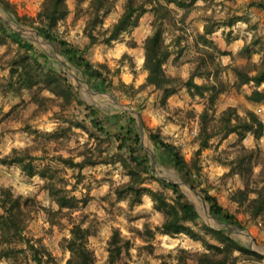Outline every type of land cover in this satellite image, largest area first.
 <instances>
[{
    "label": "rangeland",
    "instance_id": "374dc122",
    "mask_svg": "<svg viewBox=\"0 0 264 264\" xmlns=\"http://www.w3.org/2000/svg\"><path fill=\"white\" fill-rule=\"evenodd\" d=\"M8 1L12 3L19 16L29 18L38 16L44 2V0ZM161 1L166 3L165 0ZM182 1H185L188 7H181L176 3L170 4L174 12V21L167 25L166 38L170 42V38L176 35L180 37L185 35L182 45L183 57L180 61L172 58L167 64V71L187 79L192 67L196 65L194 61L206 51L212 53L215 57V65L220 67V75L227 84V90L216 102L217 115L229 107H235L242 117H245L246 112L250 110L256 112L264 121V102L255 103L248 98L256 89L255 84L237 87V77L233 70L234 67L239 66L254 75L255 72H252L254 66L264 63V9L260 6L262 0ZM88 3L85 1L82 7L86 9ZM69 5L71 13L59 24L58 33L69 42L84 43L88 41L84 34L87 17L84 13L77 16V0H69ZM123 9L124 0H120L115 10L105 20L104 26L111 27L118 20ZM0 17L47 56L48 59L44 57L43 62L52 63L65 73L73 91L77 93L78 100L81 101V103L74 101L67 104L64 97L46 91L44 95L55 98L58 103L50 105L46 111L36 113L37 105L31 103L33 96L31 92H25L23 96L11 94L4 97L0 94V157L11 153L15 148L19 150L34 148V155L38 157L36 165L42 168L50 164L59 169L58 175L64 178L68 189H74L71 195L88 199L87 205L75 215L77 220L82 214L88 215L86 223L96 228L90 238V246L96 254L97 264H108V243L116 229L120 230L123 237L132 240L130 257L127 256L130 264H162L165 261L176 264L175 258L180 255V249L200 252L207 250L202 241L193 240L185 234L164 238L162 236L165 235L157 234L152 241L155 245L154 254L146 251L140 253L139 247L143 246L144 242L135 231L146 228L156 230L163 222V215L154 209L150 195H145L143 204L135 208H131L127 200H117L115 189L129 179L127 169L120 162H115L120 159L122 151L118 149L119 142L115 138L111 141L99 142L96 136H91V133L95 132L90 122L93 117L101 120L112 135L124 131L130 119H135L142 136L143 149L140 153L147 157L153 175L180 186L186 200L199 211L200 225L207 224L224 230L245 247L264 255V220H259V223L252 221L242 210L237 209L235 203L231 202L233 192L243 184L240 176L228 175L230 168L222 164L235 157L232 146L238 141V136L236 134L228 138H224V135L218 136L211 141L209 148L201 150L198 138L200 133L198 116L207 106V99L194 98L186 88L181 87L178 94L170 98L169 104L163 106L162 94L159 91L150 92L147 89H140L146 83L148 76L144 69L143 43L154 30L152 22L155 17L152 12L141 19L139 26L143 23L146 30L136 28L131 33L125 34L121 41L110 46L98 43L87 53L94 64L108 66V74L113 86L106 87L108 88L106 91L95 89L82 70L68 60L58 46L45 40L33 27L17 20V17L6 11L1 3ZM174 22L176 25L173 24ZM207 23L213 25L215 29L214 34L208 38L209 44L203 43L200 38ZM175 26L181 29H176ZM149 31L150 34L147 36ZM135 39L139 40L138 45L132 47L131 44L136 41ZM124 42H127L129 48H138L137 51L121 50L110 53L111 48ZM0 46V56L15 47L11 41ZM101 56L106 58V62L101 61ZM142 57L143 62H141ZM185 64L187 65L182 67ZM215 70L216 68H213L214 72ZM1 73L5 76L4 71ZM211 77L213 78V75ZM196 81L203 83L206 79L197 78ZM122 83L133 88H124ZM260 90H264V84ZM87 106H92L98 113L90 117ZM13 110L18 111L19 115L10 117L9 120L4 118L5 114ZM190 112L198 116L193 117ZM117 115L120 117L113 119ZM75 121L84 122L86 129L72 127L70 123ZM70 127L72 128L69 132L64 130ZM158 130L182 148L189 162L198 163L202 169L201 187L217 196L227 210L238 217L240 225L230 224L213 216L199 188H193L184 181L181 174L166 162L164 150L158 149L151 140L150 131ZM244 143L250 148L260 145L264 151V139L257 142L253 135H249ZM86 146L88 148L100 146L104 153L99 156L100 164L83 170V183L76 187L75 177L79 169L66 167L54 158L62 155L66 158L73 157L76 162H80L83 160L81 154L88 149ZM126 151L124 150V154ZM260 170L261 167H257L256 174H259ZM45 183L46 181L40 177L29 178L19 166L0 165V187H10L16 194H23L25 197H37L43 206L58 210L59 205L44 190ZM144 187L152 190L162 189L159 182L153 178H150ZM167 193L171 199L174 197L172 191ZM48 218L45 211L37 213L29 223L27 234L42 239L57 257L58 264H66L71 256L64 242V238L71 236L69 220L64 217L61 225L53 226ZM99 242L101 244L97 246L96 243ZM235 255L238 257L237 264H264V260L259 262L239 252ZM0 264H12V262L0 259Z\"/></svg>",
    "mask_w": 264,
    "mask_h": 264
},
{
    "label": "trees",
    "instance_id": "16d2710c",
    "mask_svg": "<svg viewBox=\"0 0 264 264\" xmlns=\"http://www.w3.org/2000/svg\"><path fill=\"white\" fill-rule=\"evenodd\" d=\"M85 1L89 2L86 9L82 7ZM119 1L77 0V16L84 13L87 17L84 34L88 41L84 43L69 42L58 33L59 24L71 13L69 0H44L36 18L19 16L8 0H0V3L6 11L14 14L17 20L33 27L45 40L58 46L61 53L80 68L94 88L100 91H106L108 89L106 87L113 86L108 74L109 68L105 64H94L87 53L98 43L110 46L121 41L125 34L139 27L141 19L147 13L152 12L155 17L152 22L154 30L143 43L144 69L148 76L146 83L140 89H147L150 92L159 91L162 94L163 106L169 104L170 98L178 94L181 87L186 88L194 98L207 99V106L199 116L189 113L193 117H199L198 138L201 150L209 148L211 141L218 136L224 135V138L232 134L238 136V141L232 146L235 157L222 163L230 168L228 175L240 176L243 184L233 192L231 202L235 203L237 209L242 210L252 221L259 223V220H264V151L260 145L250 148L244 143L249 135H253L257 142L264 139V121L256 112L250 110L246 112L245 117H242L235 107H229L217 115L216 102L227 90V84L220 75V67L215 65V57L212 53L206 51L194 61L196 65L192 67L187 79L167 71V64L174 55L177 61L183 57L184 46L182 45L185 39V35L183 37L176 35L170 42L167 41V25L174 21V12L170 4L176 3L181 7H188L187 4L182 0H165L166 3L161 0H124V9L118 20L111 27H105V20L115 10ZM260 6L264 9V0L261 1ZM185 19L186 16L183 20ZM173 24L176 25L175 22ZM175 28L181 29L177 26ZM214 32V26L207 23L204 32L200 35L203 43L209 44L208 38ZM9 41L14 43L15 47L0 56V73L8 71L7 75H0L2 77L0 78V94L4 97L11 94L23 96L25 92H31L33 94L31 103L37 105L36 113L46 111L50 105L58 103L55 98L44 95L46 91L58 97H64L67 104L74 101L81 103L65 73L52 63L43 62L42 59L47 56L0 17V44L5 45ZM137 45V41L131 44L132 47ZM213 68H216L215 72ZM233 70L237 77V87L255 84L256 89L248 97L249 100L255 103L264 102V90H260L264 84V63L254 66L252 70L255 72L254 75H251V71L239 66L234 67ZM197 78H205L206 81L198 83ZM122 86L133 88L123 83ZM86 109L90 117L98 113L92 106H87ZM18 115L19 112L13 110L5 114L4 118L9 120L10 117L14 118ZM119 117L117 115L113 119ZM90 122L95 131L91 133V136H96L99 142L111 141L113 138L119 142L118 149L122 151V155H117L120 159L115 162H120L127 169L129 179L115 189L117 200H127L130 207L135 208L143 204L145 195H150L154 209L163 215V222L156 230L146 228L135 231L144 242V245L139 247L140 253L146 251L154 254L155 245L152 241L157 234L170 237L185 234L193 240L202 241L207 251L180 249V255L175 258L176 264H237L236 252L251 256L259 262L264 260L263 254L245 247L224 230L207 224L200 225L199 211L186 200L180 186L153 175L147 157L140 153L143 149L142 136L135 119H130L128 127L115 135H112L104 123L96 117H93ZM70 124L72 127L86 129L85 123L81 121ZM72 127L64 130L69 132ZM150 133L155 146L164 150L166 162L181 174L184 181L193 188H199L210 206L211 214L222 221L240 225L238 217L227 210L217 196L201 187L202 169L198 163L189 162L182 148L170 141L161 130L150 131ZM124 150H127L125 154ZM34 152V148L24 150L15 148L11 153L0 157V165L19 166L29 178L40 177L46 181L44 190L59 205V209L53 210L43 206L37 197H25L23 194H16L10 187H0V259L10 261L12 264H58L57 257L42 239H36L27 234L29 223L34 216L40 211H45L53 226L61 225L64 217L69 220L71 236L64 238V242L71 256L66 264H97L96 254L90 246V238L94 235L96 228L86 223L88 215L82 214L78 220L75 215L87 205L88 199L71 195L74 189H68L64 178L58 175L59 169L50 164L42 168L36 165L38 157L34 155ZM103 153V149L99 146L84 151L81 154L83 160L80 162H76L73 157L66 158L62 155L54 160L66 167L79 169V173L75 175L76 187H78L83 183V170L100 164L99 156ZM257 167H261L259 174H256ZM150 178L157 180L162 189L152 190L144 187ZM168 191L173 192L172 199ZM132 245V240L123 237L120 230L116 229L108 243V264H130L127 256L130 257ZM162 264L169 263L165 261Z\"/></svg>",
    "mask_w": 264,
    "mask_h": 264
},
{
    "label": "crops",
    "instance_id": "0c3cea01",
    "mask_svg": "<svg viewBox=\"0 0 264 264\" xmlns=\"http://www.w3.org/2000/svg\"><path fill=\"white\" fill-rule=\"evenodd\" d=\"M149 13H147L146 15H148ZM145 15V16H146ZM145 16L143 17V19L145 18ZM153 16V15H152ZM138 29L137 30H139V29H142L143 31L144 30H146V28H145V25H143V23H141V26H139V27H137ZM148 31V30H147ZM139 33V32H138ZM141 33V32H140ZM148 34H150V31H149V33H147V36H148ZM145 38V37H144ZM172 38H170V40H171ZM137 42L139 41L138 39H135ZM169 40V41H170ZM0 48H1V46H0ZM137 49L138 48H129L128 46H127V42L125 43H122V44H117L114 48H111L110 49V53H114V52H116V51H121V50H123V52H136L137 51ZM101 58V61L102 62H106V58L104 57V56H101L100 57ZM172 58H175V55L172 57ZM182 60V59H181ZM141 62H143V57L141 58ZM187 64H185V65H183L182 67H185ZM5 73H3V74H5V75H7L8 74V71L6 70V71H4ZM1 75H2V73H1ZM3 76V75H2ZM174 97V96H173ZM163 238L164 237H168V236H162ZM92 238V237H91ZM99 244H101L100 242L97 244L96 243V245L98 246ZM2 261H4V260H2Z\"/></svg>",
    "mask_w": 264,
    "mask_h": 264
}]
</instances>
